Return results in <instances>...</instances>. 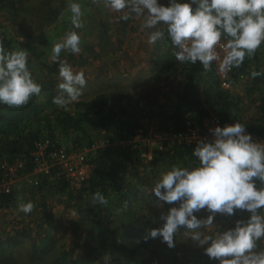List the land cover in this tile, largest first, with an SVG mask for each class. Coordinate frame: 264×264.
Instances as JSON below:
<instances>
[{
	"label": "rangeland",
	"instance_id": "rangeland-1",
	"mask_svg": "<svg viewBox=\"0 0 264 264\" xmlns=\"http://www.w3.org/2000/svg\"><path fill=\"white\" fill-rule=\"evenodd\" d=\"M72 2L79 3L82 7L84 13L82 29H75L71 24L72 14L68 6ZM181 2H191V0H181ZM46 3L54 9L56 6H61L57 17L50 23L49 17L45 14ZM158 3L169 5L167 0H158ZM121 15L123 13H115L105 8L102 0L100 3H94L93 0H23L21 8L18 7L13 12L0 13V35L12 41L11 50L24 49L29 52L28 67L33 79L39 84L43 83L42 79H46L43 77L39 63H55L51 60L54 43L62 41L70 31H76L81 36V53L72 54L62 51L60 60L67 61L74 71L85 73L87 86L83 89L80 100L92 99L97 93L102 92L112 94L110 102L114 109L117 112L123 111V118L138 121L144 129L143 135L131 139L142 150L143 158L131 168L127 167L124 174L132 182L130 185L138 190L136 200L132 202V206L136 207L137 215H145L157 228H160L164 223L160 218L161 214H166L171 207H178L179 204H168L159 198V201L150 204L151 197L148 194L153 191L162 172L174 166L181 167L179 163L167 161L168 151L174 148L173 143L165 135L171 125L166 128L160 126L164 113L172 110L176 103V97L182 90L185 82L184 74L189 65L175 60L173 56L175 49L167 35L154 45L147 43L152 31L163 30L165 26L158 25L154 29L141 30L143 17L133 15L128 21H123L119 19ZM105 26L106 29L108 28L106 39L109 37V43L106 42L103 34ZM258 51L260 53L258 64L260 70H264V43ZM240 75H236L239 78L235 86L228 89L230 92L228 96L238 99L240 114L244 120H247L258 115L257 105L260 96L258 92H247L252 80L249 76ZM55 77L54 89L58 96L59 71ZM200 90H203V86H200ZM202 99L211 113V118L220 120L219 111L224 110L215 102V98L207 100L203 96ZM54 106L58 107L55 104ZM75 110L73 103L67 111ZM230 110L233 108L231 107ZM36 126L33 124L30 129L35 130ZM83 126L87 133L67 132L59 127L55 128L53 134L57 143L48 137L39 140H48L49 147L63 145L67 149L82 153L90 165L87 182L93 172V164L90 162L93 151L113 143L110 132ZM40 129L43 130V134L48 133L44 126ZM77 139L79 142L75 141ZM156 153L160 154L156 156ZM21 157L0 160V181L4 177L2 165L14 167L15 163L20 161L25 171V174L21 172L15 179H10L9 191L3 192L10 194L11 199L8 204L3 205L0 200L1 244L6 246V237L17 232L22 233L18 236L20 239L16 245L6 248V252L0 254L2 255L0 264H52L60 255H65V258L86 257L89 264H92L93 258H97L95 264L102 258L111 256L112 249H105V245H102L100 240H106L108 243L118 240L117 229L129 225L124 208L107 207V210H102L96 215L93 213L83 215L73 207V204H77V200L71 196H75L78 191L71 190L69 185L64 184L63 179L57 178V170H41L29 154ZM41 183H43L42 188ZM62 185L64 190L61 188ZM28 201L35 204L34 210L29 214L18 211V204ZM260 211L264 215L263 209ZM194 214L198 219H204L210 213L202 210ZM250 215L243 210H237L233 216L218 213L210 228H202L198 231L204 234L222 233L234 228L238 220L247 221ZM49 226L53 228L49 231L51 239L48 253L41 258L31 260L32 241L41 240ZM187 231L185 228L180 229V232L174 236L175 247L172 248L163 242L162 237L155 238L157 242L153 243V247L157 248V252L161 254L166 264H196V261H201L200 257L207 256L205 248L209 245H199L188 237ZM138 241L139 238L135 237L126 243L132 247ZM258 243L259 249H264V240Z\"/></svg>",
	"mask_w": 264,
	"mask_h": 264
},
{
	"label": "clouds",
	"instance_id": "clouds-1",
	"mask_svg": "<svg viewBox=\"0 0 264 264\" xmlns=\"http://www.w3.org/2000/svg\"><path fill=\"white\" fill-rule=\"evenodd\" d=\"M102 3L112 12L123 13L120 20L128 21L133 15L143 17L141 30L165 26L163 30L152 31L147 43L154 45L167 35L175 49L176 61L199 62L205 71L218 62L219 71L227 74L241 67L246 57H254L264 43V0H169L168 6L158 0H102ZM68 7L72 26L82 29L81 5L72 2ZM62 51L81 53V36L76 31L68 32L51 50V60L59 63L60 78V94L53 98V103L68 110L71 104L79 102L87 79L83 71H74L67 61L60 60ZM28 59V51L8 50L0 42V103L19 108L40 95L42 85L33 79ZM260 75L264 73H251L252 78ZM211 132L213 140H201L193 150L198 166L191 169L174 166L160 174L154 194L165 203L179 206L161 214L163 226L151 229L145 239L162 237L172 248L174 236L185 228L193 241L209 245L205 248L206 255L220 264H264V249H259L258 243L264 240V215L260 211L264 209V186L256 185V181L264 185V144L254 141L240 122L216 126ZM92 203L107 205L108 200L97 191L92 195ZM34 208L32 201L18 204V211L25 214ZM202 210L210 214L198 219L194 213ZM237 210L249 212L250 218L236 221L234 228L222 233L198 231L210 228L218 213L233 216Z\"/></svg>",
	"mask_w": 264,
	"mask_h": 264
},
{
	"label": "trees",
	"instance_id": "trees-1",
	"mask_svg": "<svg viewBox=\"0 0 264 264\" xmlns=\"http://www.w3.org/2000/svg\"><path fill=\"white\" fill-rule=\"evenodd\" d=\"M167 1L169 4V0ZM22 6L23 0H0V13L13 12ZM46 6L45 14L49 17L50 23L52 19L57 17L61 6H56V9L50 7L48 3ZM107 30L108 28L106 29L105 26L103 31L105 39ZM0 42L6 49H12V41L4 35L2 37L0 35ZM106 42L109 43V37ZM259 55L257 50L254 57H246L241 67L234 68L236 75L241 74L251 78L252 84L247 92L259 93V105H257L259 112L255 118L251 117L244 120L240 114L238 99H234L233 96L229 97L228 93L230 92L220 88L212 70L205 71L203 65L197 62L196 64L188 63L189 67L184 74L185 82L182 90L176 97L173 109L164 113L160 128L171 125L174 132L183 133L186 131L188 123L194 127L202 126L204 120L211 115L208 108L203 104L202 97L204 96L207 100L215 98V102L224 110L219 111L221 122L243 123L247 131L259 138H264V75L256 78L251 76L253 71L264 73L258 64ZM39 65L43 77H46V79H42L44 80L43 83H40L42 91L39 96H33L26 106L19 108L0 103V160H11L29 154L34 149L35 143L44 137H48L57 143L53 132L58 127L67 132L87 133L83 126L86 125L89 129L110 132L113 144L96 148L93 151L94 153L90 158V162L93 164V172L86 184L77 190L78 193L71 196L77 200V204H73V207L83 215L92 213L96 215L102 210H107V207H111L113 209L124 208V214L128 216L129 225L117 229L119 231L118 240H113L110 243L103 239L100 240V243L105 245V249H112V255L102 258L95 264H166L161 254L157 252V248L153 247V243L157 242L155 238L145 239L149 231L157 227L150 218H146L143 214L137 215L136 207L132 206V202L136 200L138 190L131 186L132 182L124 174L127 167L131 168L143 158L140 147L131 141L135 129L141 127L139 122L123 118V111L117 112L110 102V95L112 96V94L103 92L97 93L92 99L79 100L78 103H75L76 110L74 112L60 110L61 108L54 106L53 103V98L56 97L54 86L56 84L55 76L59 71V63L40 62ZM200 86H203V90H200ZM231 107L233 110H230ZM33 124L37 125L35 130L30 129ZM42 126L46 128L48 133L43 134V130L40 129ZM75 141L79 142V139ZM173 146L174 148L168 151L167 158L169 159L167 161L169 163H179L181 167L189 169L199 165L198 159L192 154L196 146L187 147L184 144L176 143H173ZM156 154L154 156H158L160 153ZM152 162L154 161L152 160ZM256 185L258 188L264 186L261 185L260 181H256ZM61 188L64 190V185ZM97 191L101 192L108 200L107 205H93L92 195ZM148 196L151 197L150 204L159 201L154 191L150 192ZM10 199V194H0L3 205L8 204ZM138 216H141L143 220ZM52 228V226L46 228L45 235L41 240L32 241L31 260L41 258L48 253V245L51 239L49 231H52ZM21 235L22 233L17 232L6 237V246L0 242V254H4L6 248L16 245L20 239L18 236ZM135 237L139 238V241L129 247L126 242ZM200 259L201 261H196V264H220L219 260L210 259L208 256L200 257ZM95 260L97 258H93L92 264ZM52 264L89 263L86 257H82V259L76 256L65 258V255H60L53 260Z\"/></svg>",
	"mask_w": 264,
	"mask_h": 264
},
{
	"label": "built area",
	"instance_id": "built-area-1",
	"mask_svg": "<svg viewBox=\"0 0 264 264\" xmlns=\"http://www.w3.org/2000/svg\"><path fill=\"white\" fill-rule=\"evenodd\" d=\"M224 42H226V40ZM211 70L220 88L224 90H228L235 86L236 80L239 78V76L237 77L234 74V68L227 74H222L219 71L218 62H213ZM230 124L232 123H223L219 118H211V116H209L204 120L202 126L194 127L188 123L185 132L177 133L169 128L166 130L165 135L172 143L193 147L197 146L201 140L211 142L213 140L211 129L216 126L224 127ZM144 132L142 127L136 128L134 136L139 137L143 135ZM246 132L251 134L254 141L264 144V138H259L247 130ZM48 143V140H39L35 143L34 149L29 152L33 162H35L41 170H57V178L63 179L66 185L70 186L71 190H79L86 182L90 171V165L85 156L73 149H67L63 145L49 147ZM1 167L4 168V177L2 181H0V194L9 191L8 185L10 184V179H15L21 172L25 174L22 162L20 161L16 162L14 167H8L6 165H2Z\"/></svg>",
	"mask_w": 264,
	"mask_h": 264
}]
</instances>
